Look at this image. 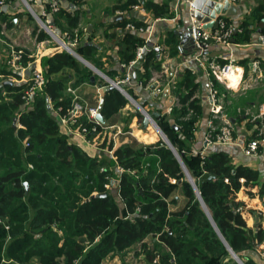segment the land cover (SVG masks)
I'll return each mask as SVG.
<instances>
[{
    "label": "trees",
    "instance_id": "16d2710c",
    "mask_svg": "<svg viewBox=\"0 0 264 264\" xmlns=\"http://www.w3.org/2000/svg\"><path fill=\"white\" fill-rule=\"evenodd\" d=\"M261 8L252 10V19L262 17ZM153 11L156 16L165 8L156 5ZM249 22L242 20L241 28L246 29ZM68 23L76 28L77 22ZM63 28L59 26L60 31ZM141 42L126 35L121 58L128 62ZM79 43L73 50L99 66L97 48L88 41ZM26 61L23 58L22 64ZM41 64L46 83L28 105L21 98L26 82L0 87V264H104L107 255L135 243L148 263L239 264L201 207L179 161L161 141L144 144L128 137L115 147V160L89 156L68 142L59 124V114L66 113L72 103L66 87L73 79L72 87L95 81H90L91 71L65 51L43 56ZM68 69L73 72L65 73ZM96 81L99 86L107 84ZM179 86L185 90L178 92L182 106L167 116L159 115L157 123L180 155L224 241L244 264H258L253 253L264 241V225L258 220L252 227L247 225L236 193L242 187L257 186L261 196L264 175L232 163L224 150L213 149L203 158L191 153L196 116L181 120L187 106L198 108L196 100L188 101L196 88L189 70ZM102 98V114L110 125V116L127 100L115 88L103 91ZM133 115L123 117L124 132ZM13 118L20 128L13 126ZM77 123L90 125L85 116ZM115 162L129 172L121 175L116 194L104 193L109 171L101 167ZM204 172L214 176L201 183ZM176 193L183 197L181 203ZM177 203L176 208L170 207ZM147 236L152 243L144 242Z\"/></svg>",
    "mask_w": 264,
    "mask_h": 264
},
{
    "label": "crops",
    "instance_id": "0c3cea01",
    "mask_svg": "<svg viewBox=\"0 0 264 264\" xmlns=\"http://www.w3.org/2000/svg\"><path fill=\"white\" fill-rule=\"evenodd\" d=\"M44 2L45 0H37L36 4H34V9L38 12L44 5ZM134 2L135 0H61V9L54 16L53 21L56 22L58 29L59 26L63 28L67 22H85V33L80 36L77 43L80 42L79 44H81L84 41H88L90 44L94 45L97 48L95 57L97 56L98 58L100 69H102L105 76L114 79L122 74L121 64L125 62V59H122L123 57L121 58L119 51L123 50L125 36L133 35L141 41L140 36L125 29L126 24L133 23L135 25H142V22H146V20L153 16V9L151 6L157 5L164 7L165 12H169L168 16L170 17L166 19L160 18L158 20L160 23L156 25L152 37L153 40H151L149 44L152 46L158 40L157 42L163 44L164 49L168 52L170 47L166 42L168 39L170 41L174 40L173 50L175 53L174 55L168 53V56H166L168 58H166L164 57L163 52H158L154 49L146 52L143 59L140 61L142 64L139 67L134 66L132 69V82L125 85L128 93L136 98L142 106L147 108L146 110H149L150 112L153 110L163 112L164 108L168 105V99L164 98L163 95H153V93H151L150 85L147 83V78L152 69L159 70L162 67V61L169 64L185 62L187 67L195 68L193 61L187 62L188 57L191 54L188 37L190 11L185 2L179 3L175 6L173 0H146L141 3V10L133 9ZM233 5H235L237 9L236 14L229 15L228 19L233 25H238L241 31L236 30L234 33L233 40L235 45L233 46L232 58L233 61L243 67V79L239 88L236 90L227 92L221 88V91L226 93V99L233 101L231 106L230 103L227 104V106L229 105V109L227 108L226 111H224L225 113L228 112L227 116L230 118L233 125L232 142L230 144L207 145L206 152L213 149L224 150L231 156L232 163L242 164L253 170H257L262 177L264 175V142L259 145L256 154H246L243 151V146L247 141L255 137L257 127L264 122V45L257 43L258 35L262 32V29L264 30V0H237ZM17 6V10L11 15V22H32V18L26 10L20 7L21 5L19 6L17 4ZM205 6L206 4L204 3L203 7ZM258 6H262L260 10L262 17L252 19L251 12ZM174 17H176V19L172 20ZM4 18V16L0 15V19ZM244 19L249 20L250 22L248 24L249 26L243 30L241 28V21ZM89 24L91 25V32L88 33L86 28ZM87 34L88 38H85ZM184 35L186 36L184 37ZM170 37L172 39H170ZM5 49L4 42L0 39V59L2 60L6 57ZM219 50V47L213 46L211 47L210 54L219 57ZM55 52L57 51L53 49L42 53L41 58L39 59L41 67L42 57L51 56ZM73 56L76 57L75 55ZM252 60H258L259 62L261 71V78L259 79H255V76L253 79L247 78L251 69L250 62ZM79 61L81 62V60ZM86 61L92 64L91 61ZM3 62L1 64L0 60V87H2L3 81L7 79L11 80V84L13 82L16 84L25 82L28 72L17 71L8 73V75L2 74V70L4 69L10 71L8 67L4 66ZM70 71L73 72L72 69H68L65 73L69 74L71 73ZM62 73L64 74V72ZM191 75L194 77V82L196 83V88L191 96H193V100L197 101L198 108L196 111H198L199 115L194 125L190 144L193 150H199L205 146L204 138L207 132V119L209 117L210 108L207 93L211 77L205 71L200 69H196ZM96 80H90L91 82L95 81V83L85 82L74 86L78 100L86 106L99 104V101L102 98L103 90H98L99 85ZM70 81L71 82L68 83L69 85L74 82V79ZM255 83H258L259 86H256L253 89ZM218 87L220 88L221 86ZM243 87L246 89L243 90ZM65 93L68 94L67 92ZM191 96L189 98H191ZM238 100H240V104L243 105L242 107H239ZM236 103L238 105H236ZM239 108L251 112H240ZM129 111H131V109L127 102L113 113L109 120H112V124H117L123 127L125 124L123 117L129 119V116L133 113L134 115L128 124L130 127L136 122L138 117L137 112L134 110V112ZM170 122H174V119L170 118ZM216 123H220V121L217 120ZM18 124L19 123L15 121L14 127L18 128ZM60 129L67 134L68 142L72 141V143L79 145L89 156L94 157L98 154L96 146L90 142L83 141L82 138L72 134L71 131L69 132L67 125L61 124ZM148 136H146V138H153L152 135V138H150V134ZM153 140H149V142L152 143ZM263 178L264 177H262V179ZM257 190V186L242 187L236 193V200L243 202L242 214L244 218V213L249 215L247 209H253L252 215H250L248 219L245 218L247 225L251 227L255 220L261 221L262 224L264 221V193L260 196L257 193ZM248 191L251 193H248ZM260 213H262V220H259L256 215Z\"/></svg>",
    "mask_w": 264,
    "mask_h": 264
},
{
    "label": "built area",
    "instance_id": "2783aa9c",
    "mask_svg": "<svg viewBox=\"0 0 264 264\" xmlns=\"http://www.w3.org/2000/svg\"><path fill=\"white\" fill-rule=\"evenodd\" d=\"M137 3L133 5V9L141 10V3L144 0H136ZM161 1V0H157ZM193 0H173L175 6L179 3L185 2L188 5L190 16L188 25V37L191 54L188 57V61H193L195 68L187 67L185 62L169 64L165 61L161 62V68L157 71H153L148 80L151 93L153 95H163L168 99V105L164 108L163 112H159V115L169 114L174 106L179 105V96L173 93V90L177 88L180 82V78L185 70H189L190 73H194L196 69L205 71L211 77L209 81L207 99L209 100V117L207 119V132L205 134L204 142L205 146L199 150H191V153L199 155L201 158L206 154V146L211 144H230L232 142L233 125L230 118L224 112V105L226 99V93H223L221 88L225 91H233L239 88L243 79V67L233 61V46L235 42L233 36L236 30L241 31L238 25H233L229 21L227 14L221 12H215L213 16L203 14L202 18H197L195 15L196 9L191 6ZM221 4L224 0H219ZM229 4H235L237 0H227ZM37 0H0V15L4 16V19H0V39L5 44L6 51V65L12 72H28L27 88L24 90L21 98L25 105H28L36 92L42 91L45 86L46 79L43 74V69L40 65V58L45 51L56 50L65 51L74 55L75 51L73 46L76 43V38H71L65 31L60 33L55 22L54 16L61 9V0H45L42 8L37 12L34 9V4ZM17 4L22 7L31 16L32 22H11L12 13L17 10ZM206 18V20H204ZM174 17L172 20H175ZM158 19L146 20L142 22V25H135L133 23H127L125 29L135 33L141 38V44L137 45L135 55L133 59L127 63L121 64L122 74L118 78H108L115 86L116 89L126 97L127 102L136 104L141 110L144 116L148 117L149 110L137 102L127 91L125 85L132 82V69L134 66H138L140 57H144L145 53L150 50L163 52L164 57L168 56V52L164 49L163 44H159L157 41L152 46L149 44L153 37L155 27L160 22ZM207 22L217 23L216 27H205ZM174 23V22H173ZM43 35H45L43 37ZM257 43L264 45V31H262L257 38ZM219 47V57L210 54L211 47ZM27 58L25 64H22L23 58ZM168 58V57H166ZM187 67V69H186ZM250 72L248 79L261 78V71L258 60H252L250 62ZM102 73V72H101ZM103 74V73H102ZM104 78V77H103ZM105 82L108 84L107 79ZM10 80V79H7ZM221 87L219 88L218 86ZM104 86V85H103ZM103 86H99L98 90ZM246 89L245 87L242 88ZM66 92L71 96V106L67 109L66 113L59 114V124L67 125L69 132L88 141V137H91V143L96 146L102 142L104 136L107 137L108 144L104 147V150L109 153L111 158L115 160L113 151L117 145L119 135L124 136L120 139L126 141L128 137L135 138L132 134L134 129L143 133V137L153 133L155 136L162 138L164 131L159 127L157 118L155 121L149 119L146 127H142L143 118L136 119V122L129 127L128 131H123L121 126L117 124H102L96 118L98 104L94 106H86L78 100L75 88L71 85H67ZM193 96L188 101L192 100ZM186 102V104L188 103ZM129 104V103H128ZM60 109L58 107L57 111ZM186 113L182 117L186 120L189 116L194 114L192 107L187 106ZM80 116H85L86 120L90 123L89 126L80 125L78 119ZM220 121V123H216ZM21 124H18V128ZM194 130V127L192 131ZM99 137H101L100 141ZM136 139V138H135ZM143 139V138H142ZM137 140V139H136ZM264 140V124L257 127L255 137L247 141L243 146V151L246 154H256L259 148V141ZM25 144L27 142L25 141ZM30 166V165H29ZM115 169L117 170L116 182L119 183L120 173L124 168L115 162ZM104 168H101L103 170ZM242 181V179H240ZM106 188L107 184L104 185ZM239 210L243 211V206H239ZM1 222V220H0ZM5 228H8L5 225ZM156 260V259H155ZM156 262V261H155Z\"/></svg>",
    "mask_w": 264,
    "mask_h": 264
},
{
    "label": "rangeland",
    "instance_id": "374dc122",
    "mask_svg": "<svg viewBox=\"0 0 264 264\" xmlns=\"http://www.w3.org/2000/svg\"><path fill=\"white\" fill-rule=\"evenodd\" d=\"M144 1H146V0H144ZM143 1V2H144ZM137 3V1L135 0V2H134V4H136ZM133 4V5H134ZM152 7V9H153V6H151ZM142 8V7H141ZM154 12V11H153ZM168 13L169 12H162V13H160V14H157L156 16L153 14V16H151L149 19L150 20H155V19H160V18H169L170 16H168ZM155 22H158V21H155ZM84 24H85V22H77V25H76V28L73 30L71 27H69V23L67 24H65V26H64V28H63V30H61V32H63V31H65L71 38H76V43L74 44V45H76L77 44V41L80 39V36H82L83 35V33H85V30H84ZM59 33H60V30L58 31ZM45 35H43V37H44ZM172 36V35H171ZM136 37V36H135ZM137 38V37H136ZM167 45H169V51H168V53L170 54V55H174V50H173V47H174V44H173V40H167ZM139 44H141V43H138V44H136V47H137V45H139ZM5 45V44H4ZM136 47H135V49H134V55H135V51H136ZM73 48H74V46H73ZM131 59H133V58H131ZM130 59V60H131ZM1 60V64H2V62H3V60H4V62H3V64H4V66L5 67H7V65H6V58H4L3 60L2 59H0ZM129 60V61H130ZM124 63H126V62H124ZM81 64L83 65V66H85V67H87L90 71H91V73H92V75L93 74H95V75H97L96 77L100 80V82L102 81V82H104L105 81V79L102 77V76H100L99 74H97V73H95V72H93V70H91L90 68H89V66H87L84 62H82L81 61ZM89 64H91L90 62H89ZM92 66H94L98 71H100V72H102L103 73V71H102V69H100V67L99 66H95L93 63L91 64ZM158 69H152L151 70V72H150V74H149V76H148V78H147V83H148V80H149V78H150V76L152 75V72L153 71H157ZM8 75V74H7ZM105 75V74H104ZM109 75V74H108ZM180 83V82H179ZM220 86V85H219ZM256 86H259L258 85V83H255L254 84V87H253V89L256 87ZM183 92L184 91V87L183 86H179V84L177 85V88L176 89H174L173 90V93L175 92L176 93V95L178 94V92ZM124 96V95H123ZM179 96V95H178ZM125 97V96H124ZM126 98V97H125ZM134 98V97H133ZM136 101H137V99L136 98H134ZM127 100V99H126ZM239 101V107H242L243 105L242 104H240V100H238ZM138 102V101H137ZM129 104V108L131 109V111L132 112H137V114L139 115H137V117L138 118H140V117H142L143 118V115H142V113H141V110H139V108L136 106V104H132V103H130V102H128ZM140 103V102H139ZM179 105L178 106H174V109H179V107L180 106H182V103H181V98H180V96H179ZM230 103V106L233 104V101H226L225 100V105H224V111H226V109L228 108V106H227V104H229ZM141 104V103H140ZM236 105H238L237 103H236ZM235 105V106H236ZM144 107V106H143ZM236 107H238V106H236ZM144 109H147V108H145L144 107ZM193 109V108H192ZM229 109V108H228ZM240 109V112H247V113H250L251 111H247V110H243V108H239ZM134 110V111H133ZM131 111H129V112H131ZM193 111H194V114L193 115H191V116H189L186 120H190L191 119V117L193 116H196V120H197V117H198V115H199V113H198V111H196L195 109H193ZM171 113V112H170ZM169 113V114H170ZM169 114H166V116L167 115H169ZM226 115L228 114V112H226L225 113ZM183 117V116H182ZM181 117V120H184L183 118ZM195 123H196V121H195ZM263 124H264V122H262ZM260 126H261V124H260ZM160 127V126H159ZM121 128H122V126H121ZM135 131H134V133L132 134L139 142H141V143H144V144H146V143H150L149 142V140H153V142L152 143H155V142H157V141H161L163 144H165L167 147H169L165 142H164V140L160 137V136H157L156 135V137L154 136V134L153 133H151L150 134V138H152L151 137V135L153 136V138L152 139H149V138H144L143 137V133H140L139 131H136V129H134ZM124 135H126V134H124ZM124 135H123V137L121 136V137H119V139H118V141L116 142L117 143V145L116 146H118L120 143V139H122V138H124ZM120 136V135H119ZM166 136V135H165ZM88 137V141L91 143V137H90V135L89 136H87ZM149 137V136H148ZM167 137V136H166ZM143 138V139H142ZM100 139H101V137H99V140L98 141H100ZM169 140V139H168ZM71 143H72V141H70ZM69 142V143H70ZM170 142V141H169ZM262 142H264V140L263 141H259V145L260 144H262ZM171 143V142H170ZM75 144V143H74ZM108 144V142H107V137L106 136H104V138L102 139V142L99 144V145H97V150H98V154L95 156L96 158H98V159H105V160H108V159H112L111 158V156L109 155V153H107V151L106 150H104V147L106 146ZM173 146V145H172ZM190 149L192 150V147H190ZM181 158V157H180ZM182 161V160H181ZM183 163V162H182ZM184 165V164H183ZM185 167V166H184ZM101 168H104V167H101ZM104 171L106 170H108L107 172L108 173H106V176H105V179H106V181H105V183L103 184V187H104V193L105 192H110V193H113V194H116V192H118V190H119V183H117L116 182V176H117V170L115 169V166H111V165H109V166H106V168H104L103 169ZM124 172H129L128 170H123L121 173H120V177H121V175L124 173ZM131 173H133V171H131ZM187 178V177H186ZM192 178V177H191ZM193 179V178H192ZM105 184H107L108 185V187L106 188L104 185ZM176 196H178V202L179 203H181L182 202V200H183V197L182 196H180V195H178V193H176ZM179 204L177 203V204H171L170 205V207L171 208H176V206H178ZM252 211H253V209L252 208H248L247 209V212L249 213V215L247 214V213H244V216H245V218H249V216L250 215H252ZM257 215V217H258V219L259 220H262L263 218H262V213H260V214H256ZM126 217L128 216L127 214L125 215ZM263 225H264V221H263ZM144 242H147L148 244H150V243H152V238L150 237V236H147L145 239H144ZM254 254V260L258 263V264H264V241H263V243H261L258 247H257V249H256V251L253 253ZM103 262H104V264H155V262H152V263H148L146 260H144L143 258H142V252H141V248H140V244L139 243H135V244H133V245H131L130 247H128V248H126V249H124L123 251H120V252H117V253H114V254H112V253H110L109 255H107L105 258H103Z\"/></svg>",
    "mask_w": 264,
    "mask_h": 264
},
{
    "label": "water",
    "instance_id": "95a60500",
    "mask_svg": "<svg viewBox=\"0 0 264 264\" xmlns=\"http://www.w3.org/2000/svg\"><path fill=\"white\" fill-rule=\"evenodd\" d=\"M206 4L205 7H203V4ZM191 6L194 7L196 9L195 15L197 18H202L203 17V12L204 14H208L210 13L211 16L214 15L215 12H221V13H225L227 15H234L236 14V6L233 4H229L227 0H224V3L221 4L220 1H213V0H193L191 3ZM131 13V12H130ZM204 18V17H203ZM206 20V18L204 19ZM261 25V23H260ZM216 27L217 23H211V22H207L205 24V27ZM87 32H91V25L89 24L86 28ZM186 35H184L185 37ZM85 38H88V34L85 36ZM155 51H157V49H155ZM58 52V51H57ZM74 55L81 60L82 62H84L87 66H89V68L91 70H93V72L99 74L100 76L106 78V76L104 74H102L100 71H98L94 66H92L91 64H89L85 59H83L82 57H80L79 55H77L76 53H74ZM139 60H142V57L139 58ZM95 79V74H93L90 78L91 81H93ZM107 79V78H106ZM108 84L104 85L102 87V90H108V89H112L115 88L116 86L109 80L107 79ZM9 83L11 84V80H5L3 81V84ZM104 100L103 98L100 99L99 104H98V108H97V113L95 115V118L102 124L106 123V120L102 114V106H103ZM159 116V112L157 110H153L151 112L148 113V117L144 116L143 120H142V127H146L149 119H151L152 121H155V119ZM15 121L16 118H13V126H15ZM162 139L164 140V142L169 146V148L172 150L174 156L176 157V159L179 161L181 167L183 168V171L185 173V176L187 177V180L190 182V184L193 186V189L196 193V196L198 198V201L201 205V207L203 208V210L205 211L207 217L209 218L210 222L212 223V225L214 226L215 230L217 231L219 237L221 238V240H223L224 244L226 245L227 249L229 250L230 254L232 255V257L239 263V264H244L243 261L237 256V254L227 245V243L224 241L223 237L220 235L219 231L217 230L210 214L209 211L207 209V207L205 206L200 193L198 192L196 186L194 185L193 179L191 178V176L189 175V173L187 172L186 168L184 167L180 155L178 154V152L176 151L175 147L172 146V144L169 142L168 138L165 136V134L162 133ZM214 174L210 173V172H204L200 178L199 181L201 183H203L206 179L213 177ZM25 185L27 186V184L25 183Z\"/></svg>",
    "mask_w": 264,
    "mask_h": 264
}]
</instances>
